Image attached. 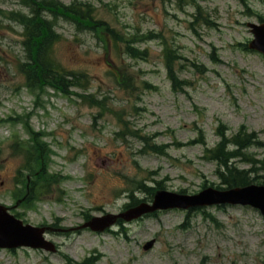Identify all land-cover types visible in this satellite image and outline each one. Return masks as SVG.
Here are the masks:
<instances>
[{"label": "rangeland", "instance_id": "rangeland-1", "mask_svg": "<svg viewBox=\"0 0 264 264\" xmlns=\"http://www.w3.org/2000/svg\"><path fill=\"white\" fill-rule=\"evenodd\" d=\"M82 1L93 5L94 18L106 21L117 37L109 26L77 32L62 17L55 21L51 54L67 72L86 77L80 78L83 86L71 89L102 99L100 104L54 92L61 87L54 80L50 84L55 87L42 82L32 92L27 90L17 69L25 55L22 27L6 15L12 10L26 14L28 7L24 0H0V119L15 114L25 118L31 112L33 129L43 133L54 153L46 158L50 170L71 177L60 185L64 191L57 190L59 203L43 200L35 211L28 203H17L19 182L34 172L22 169V155L11 146L15 139L26 138L21 124L12 127L0 121V204L15 208L30 225L51 223L56 215L61 218L59 227L68 229L82 221L78 212L88 207L101 208L102 212L91 211L95 215L122 211L132 187L128 179L144 180L149 191L141 188L132 194L146 202L150 189L159 185L186 194L198 192L204 181L219 185L215 163L203 158L204 149L219 140V123L227 126V139L243 125L248 132L257 131L264 143V58L242 52L237 45L250 39L245 23L257 18L241 16L235 0H195L216 23L213 27L201 19L193 22V4L185 0ZM249 3L252 11L264 16V2ZM106 34L111 37L106 39ZM213 47L216 63L210 59ZM137 49L145 51L143 58L137 57ZM117 68L131 75L126 84L133 83L134 90L125 92L126 86L116 84L112 74ZM199 128L205 144L173 145L174 140L199 139ZM13 131L19 137L13 138ZM143 139L171 146L165 148L167 155L143 153ZM250 152L263 158L264 146ZM259 175L264 180V170ZM206 211L215 221L194 210L187 222L186 211L143 215L124 223L127 238L118 223L98 236L54 231L46 237L61 253L2 250L0 264H66L63 255L74 264H86L88 258H95L94 264H200L202 259V264H264V217L259 212L239 206ZM151 239L153 247L142 250Z\"/></svg>", "mask_w": 264, "mask_h": 264}, {"label": "trees", "instance_id": "trees-1", "mask_svg": "<svg viewBox=\"0 0 264 264\" xmlns=\"http://www.w3.org/2000/svg\"><path fill=\"white\" fill-rule=\"evenodd\" d=\"M29 3L31 4L33 11H35L34 18L30 19L29 21L33 25V28L31 31L34 34L40 33L45 38H42L43 41L41 42V45L38 46L34 51L35 59H32L33 61L31 63H28L29 64L28 73L30 74V77H36L39 80L45 79L46 83L48 84H50V80H54L61 87H63L64 78L59 75L58 66L56 67L55 63L49 58L50 47L48 46V42L50 40L49 34H51L49 32L50 25L44 19L40 18L39 15L37 14V7H41L43 4H40L39 2H36L35 0H29ZM53 8H55V10H60V7L55 4ZM61 10L63 11L65 15L73 18L74 20L80 22L83 25L86 23H89V25H95V23L92 20H90L88 16L83 14V12L80 10L75 11V12L72 11L70 8H62ZM120 77L123 83L125 82V80H129V77L127 74L120 73ZM125 86L127 87L126 83H125ZM130 87H132L131 83H130ZM30 157L31 159H29L28 161L29 168H31V166L35 163L36 164L40 163V156H39L38 151H36V153L32 152L30 154ZM225 166H226V163H225ZM227 170H228L227 183L230 186H241V185L243 186V185H247L253 182L252 173L255 171V169L253 168L247 171V170H238L234 167H228ZM42 182H43V178L41 174L38 177L33 178L32 183H31L32 190H35L36 188H38Z\"/></svg>", "mask_w": 264, "mask_h": 264}, {"label": "water", "instance_id": "water-1", "mask_svg": "<svg viewBox=\"0 0 264 264\" xmlns=\"http://www.w3.org/2000/svg\"><path fill=\"white\" fill-rule=\"evenodd\" d=\"M263 51H264V49H263ZM1 211H3V209L1 210ZM1 212H0V222H1ZM21 231L23 232V234H17V235H15V234H10V236L8 237L9 238V240H13V239H17V240H23L25 237H30V235H37L38 234V230H27V229H21ZM31 239V238H30ZM34 243H39V240L37 239V238H33V239H31Z\"/></svg>", "mask_w": 264, "mask_h": 264}]
</instances>
